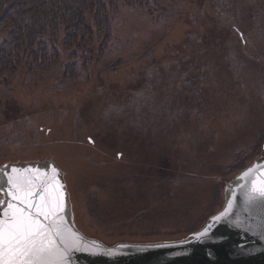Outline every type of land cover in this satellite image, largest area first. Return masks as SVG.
I'll list each match as a JSON object with an SVG mask.
<instances>
[{"label":"rangeland","instance_id":"rangeland-1","mask_svg":"<svg viewBox=\"0 0 264 264\" xmlns=\"http://www.w3.org/2000/svg\"><path fill=\"white\" fill-rule=\"evenodd\" d=\"M150 1L112 14L103 55L61 46L50 69L0 73V165L56 162L75 225L108 246L186 238L126 219L187 208L201 229L264 155V0Z\"/></svg>","mask_w":264,"mask_h":264},{"label":"water","instance_id":"water-1","mask_svg":"<svg viewBox=\"0 0 264 264\" xmlns=\"http://www.w3.org/2000/svg\"><path fill=\"white\" fill-rule=\"evenodd\" d=\"M7 166L6 171L11 175H16L11 172L13 167L40 169L42 175H51L53 166L58 170L60 182L65 186V210L60 215L66 225L88 242L84 250L72 251L69 264H264V207L246 202V193L252 187L251 181L259 186L264 178V156L256 159L226 184L222 209L212 215L198 231L176 241L118 243L114 246L87 237L77 228L65 173L56 162L50 159L11 163ZM250 168L253 171L241 179ZM4 171L5 167L0 168L3 177L0 190L4 194V201H8L9 184ZM229 202L232 205L229 215L214 220ZM205 228L208 229L207 233L197 236Z\"/></svg>","mask_w":264,"mask_h":264},{"label":"trees","instance_id":"trees-1","mask_svg":"<svg viewBox=\"0 0 264 264\" xmlns=\"http://www.w3.org/2000/svg\"><path fill=\"white\" fill-rule=\"evenodd\" d=\"M150 0H0V73L16 72L20 67L30 71L47 70L59 62V47L65 50L74 48L82 52L100 55L108 49L112 38V14L122 6L144 8ZM99 43V49L94 43ZM151 49L147 52L149 53ZM146 53V54H147ZM72 66H69V70ZM116 67H114L115 69ZM90 213L93 219L104 225L113 226L114 216L104 209L106 217L97 214V202L93 199ZM98 205V204H97ZM189 209L155 213L150 216L142 211L128 217L131 224L141 222L155 226L160 222L188 224L187 236L199 230L190 221ZM213 215V214H212ZM211 215V216H212ZM208 220V219H207ZM178 224V223H177ZM185 237H182L184 239Z\"/></svg>","mask_w":264,"mask_h":264},{"label":"snow or ice","instance_id":"snow-or-ice-1","mask_svg":"<svg viewBox=\"0 0 264 264\" xmlns=\"http://www.w3.org/2000/svg\"><path fill=\"white\" fill-rule=\"evenodd\" d=\"M7 168L10 200L0 201V264H69L72 251L84 250L88 242L60 215L65 210V186L58 170L53 166L51 175H42L40 169L13 167L11 172L16 175H11ZM252 171L248 169L241 179ZM251 184L246 202L264 207V178L259 186L255 181ZM231 207L229 202L214 220L227 217Z\"/></svg>","mask_w":264,"mask_h":264},{"label":"flooded vegetation","instance_id":"flooded-vegetation-1","mask_svg":"<svg viewBox=\"0 0 264 264\" xmlns=\"http://www.w3.org/2000/svg\"><path fill=\"white\" fill-rule=\"evenodd\" d=\"M9 164H11V163H8V164H6V165H9ZM6 165H0V168H2V167H5ZM2 178V179H1ZM3 182V177H1V175H0V184ZM0 193L2 194V196H1V198H0V201H4V194L2 193V191L0 190Z\"/></svg>","mask_w":264,"mask_h":264}]
</instances>
